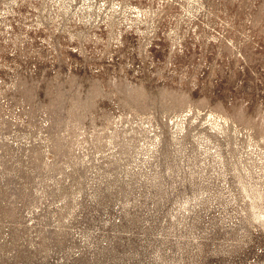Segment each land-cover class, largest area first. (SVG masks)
<instances>
[{
  "label": "rangeland",
  "instance_id": "374dc122",
  "mask_svg": "<svg viewBox=\"0 0 264 264\" xmlns=\"http://www.w3.org/2000/svg\"><path fill=\"white\" fill-rule=\"evenodd\" d=\"M0 264H264V0H0Z\"/></svg>",
  "mask_w": 264,
  "mask_h": 264
}]
</instances>
